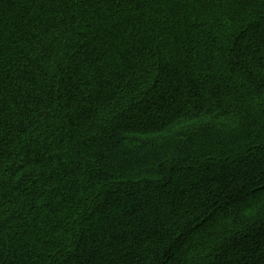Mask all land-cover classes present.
<instances>
[{"label":"trees","instance_id":"16d2710c","mask_svg":"<svg viewBox=\"0 0 264 264\" xmlns=\"http://www.w3.org/2000/svg\"><path fill=\"white\" fill-rule=\"evenodd\" d=\"M0 264H264V0H0Z\"/></svg>","mask_w":264,"mask_h":264}]
</instances>
